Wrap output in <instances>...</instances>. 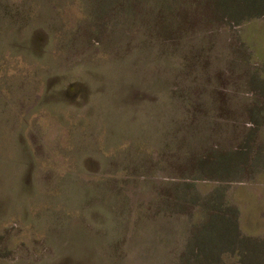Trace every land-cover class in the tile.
<instances>
[{"label": "rangeland", "instance_id": "1", "mask_svg": "<svg viewBox=\"0 0 264 264\" xmlns=\"http://www.w3.org/2000/svg\"><path fill=\"white\" fill-rule=\"evenodd\" d=\"M256 2L0 0V264H264Z\"/></svg>", "mask_w": 264, "mask_h": 264}, {"label": "trees", "instance_id": "2", "mask_svg": "<svg viewBox=\"0 0 264 264\" xmlns=\"http://www.w3.org/2000/svg\"><path fill=\"white\" fill-rule=\"evenodd\" d=\"M255 1H257L256 4H257V7H258V8L256 9V11H257V10L260 11L261 9L263 10V9H264V0H255ZM248 6H249V4H248ZM248 6H247V8H248ZM250 10H251V9H250ZM262 10H261V11H262ZM261 11H260V12H261ZM234 236H235V234H234ZM234 236H233V237H234ZM235 238H236V236H235ZM233 241H234V240L229 239V238L225 241V243H231V244H232L231 246H230V245H226L228 249H232V250H234L233 247H235V244H236V243L234 244ZM221 253H222V252H221ZM239 253H240V256H243V254H244V252H243L242 250H240Z\"/></svg>", "mask_w": 264, "mask_h": 264}]
</instances>
